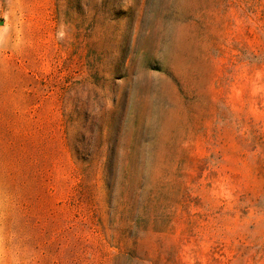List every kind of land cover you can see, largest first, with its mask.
Wrapping results in <instances>:
<instances>
[{
	"label": "rangeland",
	"instance_id": "rangeland-1",
	"mask_svg": "<svg viewBox=\"0 0 264 264\" xmlns=\"http://www.w3.org/2000/svg\"><path fill=\"white\" fill-rule=\"evenodd\" d=\"M0 264H264V0H0Z\"/></svg>",
	"mask_w": 264,
	"mask_h": 264
}]
</instances>
